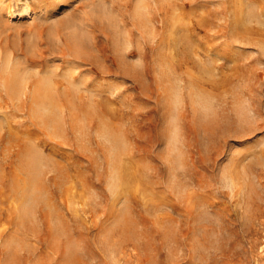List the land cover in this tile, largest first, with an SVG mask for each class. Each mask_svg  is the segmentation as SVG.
Listing matches in <instances>:
<instances>
[{"label": "rangeland", "instance_id": "obj_1", "mask_svg": "<svg viewBox=\"0 0 264 264\" xmlns=\"http://www.w3.org/2000/svg\"><path fill=\"white\" fill-rule=\"evenodd\" d=\"M0 264H264V0H0Z\"/></svg>", "mask_w": 264, "mask_h": 264}, {"label": "bare ground", "instance_id": "obj_2", "mask_svg": "<svg viewBox=\"0 0 264 264\" xmlns=\"http://www.w3.org/2000/svg\"><path fill=\"white\" fill-rule=\"evenodd\" d=\"M43 90H44V89H43ZM43 90H42V91H43ZM41 93H42V92H41Z\"/></svg>", "mask_w": 264, "mask_h": 264}]
</instances>
